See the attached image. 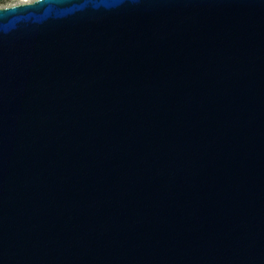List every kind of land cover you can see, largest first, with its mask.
Listing matches in <instances>:
<instances>
[{
    "label": "water",
    "instance_id": "1",
    "mask_svg": "<svg viewBox=\"0 0 264 264\" xmlns=\"http://www.w3.org/2000/svg\"><path fill=\"white\" fill-rule=\"evenodd\" d=\"M0 264H264V0L0 7Z\"/></svg>",
    "mask_w": 264,
    "mask_h": 264
},
{
    "label": "rangeland",
    "instance_id": "2",
    "mask_svg": "<svg viewBox=\"0 0 264 264\" xmlns=\"http://www.w3.org/2000/svg\"><path fill=\"white\" fill-rule=\"evenodd\" d=\"M34 0H10L3 5H0V7H7V6H13V5H19L23 3H30L33 2Z\"/></svg>",
    "mask_w": 264,
    "mask_h": 264
},
{
    "label": "trees",
    "instance_id": "3",
    "mask_svg": "<svg viewBox=\"0 0 264 264\" xmlns=\"http://www.w3.org/2000/svg\"><path fill=\"white\" fill-rule=\"evenodd\" d=\"M10 0H0V5H3L4 3L8 2Z\"/></svg>",
    "mask_w": 264,
    "mask_h": 264
}]
</instances>
